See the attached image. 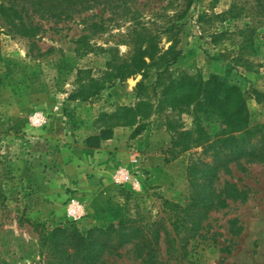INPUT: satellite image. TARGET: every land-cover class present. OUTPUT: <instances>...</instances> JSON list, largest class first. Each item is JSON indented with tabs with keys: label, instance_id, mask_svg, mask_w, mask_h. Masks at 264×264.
I'll list each match as a JSON object with an SVG mask.
<instances>
[{
	"label": "rangeland",
	"instance_id": "374dc122",
	"mask_svg": "<svg viewBox=\"0 0 264 264\" xmlns=\"http://www.w3.org/2000/svg\"><path fill=\"white\" fill-rule=\"evenodd\" d=\"M170 1L138 0L125 6L113 0L112 8L102 5L72 21L36 19L42 31L32 53L28 40L6 31L0 35V264L39 262L37 225L52 230L72 222L87 231L141 214L151 221L165 219L173 229L171 217L177 210L165 202L183 209L191 204L188 168L215 165L216 153L223 152L218 141L242 135L226 132L205 112L207 103L197 107L189 101H166L164 88L174 80L189 76L207 82L217 77L223 85L237 86L246 104L248 128L256 140L264 136V25L255 0H198L181 22L179 56L165 71L151 67L128 79L106 80L104 90L88 100L70 98L90 79H101L116 56L128 54L126 44L134 28L156 32L164 15L174 13ZM232 7L234 18H224ZM93 15H98L93 20L99 27L96 33L90 30L93 22L85 23ZM255 27L256 34L247 33V39L240 33ZM223 31L231 33V40L214 45L212 35ZM84 35L89 38L79 42ZM158 38L159 49H168V38ZM250 39L253 45L246 43ZM87 43L93 51L76 52ZM226 48L242 51L240 66L220 56ZM159 72L163 74L158 86ZM207 92L202 88V97ZM198 118L208 133L206 140L185 152L174 149L173 137L196 131ZM90 137H96L98 145L90 147ZM217 164L221 167L213 188L220 192L229 183L244 196L223 195L224 204L215 199L216 208L190 242L185 259L168 261L163 236L161 261L264 264V163L239 157ZM83 168L89 184L67 183ZM99 199L104 206L91 212ZM73 203L84 209L77 221L67 216ZM109 264L144 263L128 245L120 257H109Z\"/></svg>",
	"mask_w": 264,
	"mask_h": 264
},
{
	"label": "trees",
	"instance_id": "16d2710c",
	"mask_svg": "<svg viewBox=\"0 0 264 264\" xmlns=\"http://www.w3.org/2000/svg\"><path fill=\"white\" fill-rule=\"evenodd\" d=\"M113 0H0V35L2 32L17 35L30 43L32 53L37 46V37L42 28L35 23V20L50 21L55 24L65 21H72L76 17L88 12L95 11L99 6L104 9L112 8ZM138 0H120L122 5L128 6L135 4ZM198 0H171L170 8L173 9L172 15H164V21L158 30L134 28L130 42L128 54L115 57L108 63V70L101 79H90L84 83L79 91L70 96L72 100H88L100 94L105 88L106 80H124L136 75L145 73L151 67L159 69L168 68L175 63L178 58V39L177 35L182 26V21L187 17L191 7ZM255 9L262 18L261 24L264 25V0H255ZM235 7L224 14V18H234ZM98 15H93L85 20L93 22ZM91 29L96 33L97 22L90 24ZM264 27V26H263ZM103 28V27H100ZM257 28H248L240 32L256 34ZM159 35H165L167 42L171 43L168 49H159L157 40ZM89 37L84 35L79 42H84ZM231 40V33L223 31L212 35V43L218 45L220 41ZM252 39L246 40L247 44L253 45ZM1 45V39H0ZM233 47L234 45L231 44ZM77 49L76 52L93 51L90 44L85 48ZM244 50V48H242ZM220 56L234 67L241 65L244 60L242 51H233L229 48L220 50ZM224 60V61H225ZM245 66V65H243ZM230 68L229 66H227ZM232 67L231 69H234ZM163 72L158 73V86ZM164 88L166 101L170 104L189 101L196 103L197 107H203L207 103V114L215 116L221 122L226 132H241L242 135L237 139L228 137L218 142L223 146V152L216 153V161L236 160L239 157H246L249 160L264 163V136L255 139V134L248 128L246 104L237 86H226L217 77L211 78L207 82L196 81L192 77L186 76L182 79L174 80ZM178 87V91L172 93L170 89ZM196 87V88H194ZM202 88L208 92L202 97ZM166 89V90H165ZM195 89L197 91H195ZM190 104V103H188ZM232 107L234 108L232 110ZM130 110H126V114ZM122 113L119 118L125 115ZM196 131H183L177 133L172 139L174 149L181 148L185 152L192 144L199 145L206 140L208 135L206 129L201 126V119H197ZM256 142L252 143L253 140ZM96 137L88 139V145L95 147ZM217 161V162H218ZM213 166L193 165L188 168V173L193 188L191 204L186 208L165 202L170 205L172 210H177L171 217L170 230L165 219L147 220L144 215L137 218L125 217L120 220L118 225H109L107 228L93 227L87 231H81L72 222L60 225L52 230H46L37 225L36 232L39 235V256L37 264H109V257H120L121 251L128 245L134 246V251L144 264H167L160 260V242L162 237L166 239L168 261L173 259H185L188 255L190 242L200 235L203 228L202 223L207 218L209 211L216 208L215 199L220 204H224L221 199L223 195H237L239 192L235 186L226 183L220 192L213 188V181L218 178L221 165ZM240 197L244 196L240 192ZM179 211V212H178Z\"/></svg>",
	"mask_w": 264,
	"mask_h": 264
},
{
	"label": "crops",
	"instance_id": "0c3cea01",
	"mask_svg": "<svg viewBox=\"0 0 264 264\" xmlns=\"http://www.w3.org/2000/svg\"><path fill=\"white\" fill-rule=\"evenodd\" d=\"M117 135H118V133H117ZM82 170L83 171H80L76 174L75 179L69 178L67 180V183L75 180V181L79 182L80 187H83V186H86V184H89L88 181L86 180L85 176H84V174H85L84 168ZM99 200H100V202L98 204L95 203L94 206L91 205V207H90L91 212H99L102 209V207L104 206L103 199H99Z\"/></svg>",
	"mask_w": 264,
	"mask_h": 264
},
{
	"label": "built area",
	"instance_id": "2783aa9c",
	"mask_svg": "<svg viewBox=\"0 0 264 264\" xmlns=\"http://www.w3.org/2000/svg\"><path fill=\"white\" fill-rule=\"evenodd\" d=\"M84 214V209L78 203H73L67 211V216L72 221H77Z\"/></svg>",
	"mask_w": 264,
	"mask_h": 264
}]
</instances>
